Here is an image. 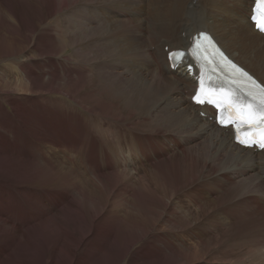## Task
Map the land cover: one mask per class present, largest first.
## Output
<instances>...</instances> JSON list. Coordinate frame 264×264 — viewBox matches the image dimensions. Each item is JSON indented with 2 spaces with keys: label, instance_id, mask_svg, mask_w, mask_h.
<instances>
[{
  "label": "bare ground",
  "instance_id": "6f19581e",
  "mask_svg": "<svg viewBox=\"0 0 264 264\" xmlns=\"http://www.w3.org/2000/svg\"><path fill=\"white\" fill-rule=\"evenodd\" d=\"M82 1L72 0L74 4ZM92 1L87 0L86 3ZM119 1H122L123 10L118 7L102 8V21L95 19L97 26H94V20L90 21L95 17L92 18L90 13L89 16H83L81 8L72 13L70 22L68 43L76 55L81 56L82 60L89 41V44L93 43L95 46L88 50H97L103 56L106 66L112 63L109 67H101L98 61V75L106 76L108 70H117L119 73V87L104 86L103 83L105 92L109 91L108 94L104 93L103 98L105 112L94 107V102H88L89 99L95 101L94 88L96 91L99 88L93 86L92 78L87 75L88 69L84 68L78 74L53 68L37 69L36 62L33 61L35 59H31L30 65H16L18 71L13 78L0 76V264H122L129 256L137 257L135 252L146 260V263L141 264H147L156 254L164 255L162 258H166V264H170L172 258L179 259L175 264H216L217 257H207L213 241L197 236L201 229L197 226L203 217H207L209 210L214 209L217 199L212 202L199 198L194 190L196 178L181 183L177 171L180 170L179 167L175 168V165L170 164L172 157H177L176 150L189 140L201 142L204 151L206 150L205 155L213 159L212 163L218 162L221 167L228 166L229 168L224 167V173L242 174L250 183V193L257 192L260 188L264 193V150L236 145L231 129L216 124L212 108L200 107L192 102L191 97L197 88V67H194L192 74L188 68L190 61L174 67L168 60L169 52L187 50L192 37L205 31L213 36L232 60L264 85V53L260 55L264 50V35L255 30L250 22L255 0H251L246 7L244 0H206V4L203 3L204 0H164V3L163 0H153L152 4L151 0H127L125 4L123 0ZM187 2L190 10L185 9ZM48 3H54V11L49 10L47 13L49 17L55 12L62 13L67 7L64 1L59 5L55 4V0H47L46 4ZM131 5L132 10L124 8ZM235 7L240 11H236V16L231 11ZM105 10L129 20H132L130 15L134 14V20L121 21L116 18L117 20L109 21ZM144 10H148L149 14L144 20L152 18L151 13L157 12L151 21H146L148 26L140 19L146 15ZM242 11H245V27L249 30L248 43L243 38L242 28L238 23L233 24L229 20L241 18ZM5 12L11 14L10 18L4 17L7 24H15L19 19L17 12L0 1V17ZM78 16L84 17L86 23L78 20ZM104 16H107V21L103 20ZM36 20L41 26L42 18L37 17ZM35 25L34 19H29L26 23L28 31H31L28 40H33V33L37 30ZM43 31H40L42 42L55 39L54 33L49 34L47 29ZM144 33L150 35L146 37ZM126 39L127 45L124 43ZM32 40L15 45L33 48L30 51L38 53L41 52L40 48L44 51L47 49V57H38L41 60L55 56V52L45 46L37 47V43L32 44ZM1 44L0 52L2 56H6L10 46H4L9 45L4 42ZM125 60L131 61L127 63ZM116 61L123 63V72L115 65ZM35 78L43 82V89L38 90ZM65 78L70 79L74 85L66 96L75 101L79 108L86 110L88 119L91 120V115H96L101 123H87L76 114L77 111H64L59 109L61 106L54 109L58 104L53 100H43L58 94ZM152 106L156 107L151 114ZM135 112L139 114L136 118L128 115ZM154 114H157V118H154ZM152 118L156 121L150 123ZM115 123L123 126L124 130L127 129V133L115 128ZM20 134L30 143V147L19 140ZM35 144H40L41 148H36L38 145ZM51 150L55 154L61 152L62 158L71 166L60 162L56 155L51 158L48 155ZM159 157L163 160L156 163ZM136 161L152 164L150 168L142 166L152 178H146L141 172L137 173L138 180L150 186L149 189L145 185L146 194L149 191L161 194L154 195L160 204L152 207L141 203L134 191L131 194V198L143 208V213L138 211L137 217L149 221L147 227V222L141 224L140 221L131 227L134 221L130 218L134 215L126 201L127 196H130L129 192L133 190L130 186L135 184H131L132 180L125 169L129 168L127 164ZM165 163L167 166L164 168ZM187 167L189 166L185 164L186 170ZM160 172L166 178L159 187H153L155 177ZM128 183L131 184L128 186L131 190L126 187ZM204 188L210 190L212 185L206 182ZM188 189L189 205L178 203L176 200L181 197L180 193ZM199 192L201 193L200 190ZM208 196L212 197L213 192H209ZM53 199H56L58 205L52 208L50 204ZM68 201L71 202L68 207H76L82 214L67 218L68 207L61 210L59 205ZM252 201L258 206H255L256 212L264 210V198L261 202H257L256 198ZM181 205L185 209L180 210ZM2 206L8 208L3 209ZM155 208H163V212L154 213ZM27 209L32 213H27ZM146 211L152 212L151 215ZM261 213L254 222L264 233V213ZM214 219L211 222L220 227L223 222L225 226H231L220 217L215 216ZM15 221L20 222V226ZM121 223L126 226L117 234L115 231ZM83 224L86 225L85 233H82L80 227ZM156 232L171 235L179 233L182 240L179 245L172 244L173 241L170 242L163 236H154L151 240V235ZM121 239L125 241L126 250L111 254L113 257L109 261L102 262L105 257L101 256L106 254L103 253L104 250L112 252ZM25 241L28 243L23 244ZM156 243H161L165 250ZM136 247L138 250L133 251ZM256 247L258 254L256 258H250L248 264H264V241L259 247L256 244Z\"/></svg>",
  "mask_w": 264,
  "mask_h": 264
},
{
  "label": "rangeland",
  "instance_id": "374dc122",
  "mask_svg": "<svg viewBox=\"0 0 264 264\" xmlns=\"http://www.w3.org/2000/svg\"><path fill=\"white\" fill-rule=\"evenodd\" d=\"M0 1L3 4L8 5L10 7V10H13L14 12H17L19 14L18 15L19 19L16 20L15 24H12V25L7 24L5 21V18H4L7 16H8V18H10V16H11L10 13L5 12L0 17V46H2V44H1L2 42L9 44V45H4V46H7V47L10 46L7 53H6V56H2V52H0V76L6 77V78H13L15 76V73L18 71L16 69V65H18L19 63H29L28 65H30V64H32V62L30 61L31 59H35L33 61L36 62L37 69H45V70H47V69L48 70L58 69L61 72H64L65 70H69L67 73H73V74H78L77 72H79V71L83 72L84 68H85L84 70L88 69V72L90 70H92L91 71L92 74L90 72L89 73L87 72V75H90V77L92 78L93 83H94L93 86L99 87V88L97 91L94 88V90H95V101L93 99H89L88 102H90L91 104L94 102V105H95V106L93 105L94 107H97L99 110L102 109L104 111V109H103L105 107V104H104L105 101L103 100L104 93L108 94L109 91L105 92L106 87H103V83L105 84L104 86L109 85V86H116V87L118 86L119 87L120 84L117 83V81L119 80V78H118L119 73L117 70L115 72H114V70H113V72L111 70L110 71L108 70L106 73V76H103L100 74L98 75V72L96 71V68H98L97 66L100 63H101L100 64L101 67H105L106 65H105L103 56H100L101 54L97 50L96 51H95V49L91 50V51L88 50L90 48H94L95 44H93V43L89 44V41H88V43H87L88 49L86 51H84L82 60H81V56L78 57L76 55V52L71 49L70 44L68 43L69 42V35H70V22H72L71 15L76 10H79L81 8V13L83 14V16L84 15H86V16L92 15L91 16L92 18L95 17L94 19H92L90 21L94 20V26H97L98 24H95V22H96L95 19L99 18V22L102 21V19L100 17V16H102V15H100V14H102L101 9L106 8V7L108 9L109 8L115 9L116 7H118V8H121L123 10V7L121 5L122 1L120 2L119 0H93L92 2L86 3L87 0H83L80 3L78 2V4H74L72 2V0H55V4H57V5H59L61 3V1H64L65 4H67V7H65V10L62 13H56L55 12V14H53L52 17L47 16V13L49 10L54 11L52 9L54 6V3L46 4L47 0H0ZM78 1H80V0H78ZM110 1H113V2H110ZM123 1H124L123 4L128 2L127 0L126 1L123 0ZM244 1H245L244 5L246 7V5L251 0H244ZM152 3H153V0H151V4ZM163 3H164V0H163ZM197 3H198V1H197ZM203 3L206 4V0H204ZM110 5L112 7H110ZM89 6H91V7H89ZM186 6L187 7H185V9L189 8L188 10H190V4L188 2H187ZM124 8H126L128 10H132L133 5L125 6ZM94 9H96V10H94ZM148 10L150 12L151 8L149 7ZM148 10H144L146 15L144 18H140V19L144 20L149 15V14H147ZM105 11H106L105 13L108 15L109 21H112V20L114 21L117 19L118 20L120 19L121 21H132V20H134V14L130 15V18L132 17V20H129V19H125L122 17H118L117 15H113V13H111L110 11L107 12L108 10H105ZM231 11H233L232 14L235 15L236 11H239V10L237 7H235V9H233ZM144 12H142V13L144 14ZM88 13H90V14L88 15ZM156 13L157 12L151 13L152 18L144 20V24H146V21H151V19H153L157 15ZM166 13L168 15L170 14L168 11ZM241 13H242V16H241L242 19L240 17L239 18L236 17V19L232 18L229 20L233 24L238 23L240 28H242L241 34H242L243 38H245V41L248 43L249 42V38H248L249 30L246 29V27H245L246 26L245 25V21H246L245 11H242ZM22 14H24L25 16ZM37 17H41L43 20L41 26H40V22H38L36 20ZM80 17L78 16V20H80L81 22H83L85 24L86 23L85 22L86 20H84L85 18L82 16H80ZM29 19H34L36 21V25L34 28H37V30H36V32L33 33V40L32 39L28 40V36H29V33L31 31H28V29L26 27V23ZM122 19H124V20H122ZM103 20L107 21V16H104ZM166 20H167V18H166ZM175 24H176V22H175ZM146 26H148V24H146ZM235 26H237V25H235ZM46 29L49 30V32H50L49 34H52V35H53V33L55 34L54 40L42 42V35L40 34V31L41 30L46 31ZM143 35L148 37V35H150V33H144ZM43 38L46 39V37H44V36H43ZM30 40H32V44L37 43V47L45 46V47L49 48L50 50L55 52V56L51 55L47 59L41 60L39 58L47 57V55L45 54L46 53L45 51H47V49H45V51H44L43 48H40L41 52L38 53L35 51H30V49H33V48L29 49L26 46L15 45V43L21 44V43L29 42ZM124 43H125V45L128 44L127 39L125 40ZM124 43L122 42V47H124ZM83 45H86V44H83ZM168 50H169V48L166 51L167 53H168ZM28 51H30L29 54H27ZM93 52H95L96 56ZM263 53H264V50H262L260 52V55H263ZM129 61H131V60H125V62H127V63H130ZM76 62H79L78 65H76ZM95 63H97V64H95ZM120 63L121 62L118 63L116 61L115 65L117 64V66L119 67L121 72H123V70H122L123 63L122 64H120ZM111 65H112V63H110L106 67H109ZM86 66H88V67H86ZM97 70H99V69H97ZM151 70H152V68H151ZM3 72H5V73H3ZM79 74H81V73H79ZM109 74L111 76H108ZM113 76H114V78H112ZM115 77H117L118 79ZM17 78L22 79L23 77L17 76ZM127 78H128V76H127ZM69 80L70 79L65 78L61 82L62 88H61V91L59 93H63L64 95L58 93V94L52 95V97L48 96V98H44L43 100H46V101L53 100L54 103L58 104V106L54 107V109L61 106V107H59V109H62L64 111H68V112H72L71 110L77 111L78 113H76V114H78L82 119H85L87 123H92V124L101 123L102 121L101 122L98 121V119L96 118V115H94L95 117L91 115L92 119L91 120L88 119V114L86 113V110L79 108L75 101L71 100L70 98H68L66 96L67 93L69 94V91H71V89L74 88V85H72V82ZM35 81L37 83L38 90L44 88L43 82H41L38 78H35ZM107 89H109V88H107ZM34 92H36V90ZM31 96L34 97V95H31ZM31 96L29 98H31ZM60 102H62V104ZM48 105L52 106L51 104H48ZM63 106L66 110L64 108H62ZM155 107L156 106H152V108L150 109L151 114H152V112L155 111ZM12 112L13 111L10 109V113H12ZM128 115L132 118H136L137 115L139 116V114L137 112H135L133 115H130V114H128ZM153 116H154V118H157L156 117L157 114H154ZM155 121L156 120L152 118L150 123L155 122ZM118 125L116 124V126H114V127L117 129L120 128V130L127 133V129L124 130L125 128L121 125H119V127H117ZM114 127H112V128H114ZM20 135L18 136L19 140H21L22 142L24 141L25 144L24 143L23 144L26 147H30V143L25 141L26 138H24V136H22V135L20 136ZM35 145H38V146H35L36 148H38V149L41 148L40 144H35ZM203 147L204 146L199 141L197 142V141L189 140V141H187V144H185V142H183L181 148L176 150L177 151V157H172V160H171L172 163H170L171 165H175V168L179 167L178 169H180V170H177V171H178V175L180 177L181 183L186 182L188 179H191V178L195 179L196 178V180H195L196 186H195L194 190H195V193L197 194V196H199V198L205 199L208 201L210 200L212 202L215 201V199H217V201H216L217 203L214 206V209L209 210L210 213L207 215V217H203L201 222L198 224L197 227L200 226L201 229L197 232V236L204 238L205 240H212L213 241V244L210 248L211 252L209 251L207 257L208 258H211L210 256L217 257L218 261L216 262V264H225V263L226 264H229V263H231V264H248V261H250V258H253V257L256 258V254H258L256 244L259 247V246H261V242L264 241V238H262L264 236L260 235V234L264 235V233L262 232V230H260V228L258 227V224H256L254 222V221L258 220V216H260L259 214L261 212L264 213V210L262 209V210H258V212H256L255 206L257 208H258V206H257V204L255 205V203H253L254 201H252L253 198H256L257 202H261L264 198V193H262L263 190H261V188H260L259 189L260 191L258 190L257 192H254V193L251 192L250 193V190H249L250 183L248 180H246L242 176V174L235 173V172L233 174H229V172L224 173L223 172L225 170L224 167H227V168H229V167L228 166L221 167V165L217 164L218 162L212 163L213 159H209V157H207L205 155L206 150L204 151ZM48 150H50V148H48ZM183 151H185V153ZM60 153L61 152H59L58 154H55L54 150H51L50 154H48V155L51 158L53 157V155L54 156L56 155V158L58 157V160L60 162H62L64 164L66 163V165L71 166L62 158ZM161 159H162V157H159L156 160V163L157 162L160 163ZM185 164H186V166H189V167H187L188 170H186V168H184ZM127 165L129 166V168H126L125 171L128 173V175H130V180H132L131 184H135L134 186H130L131 185L130 183H128V185H126V187L130 186L133 188L132 192H129L130 196H127V198H126L127 204L129 206H131L132 211H133V215H134V216H131L134 219L133 218H130V219L134 222L137 219V222H135V223L133 222V224H131L132 225L131 227L136 226V223L138 224V221H140L141 224H142V222H144V224H145V222H147V224H145L147 227L149 221H146L144 219L137 217V215L139 213L138 211L143 213V208L139 207L140 204L138 201H134L131 198V194L133 193V191L136 194H138L139 199H141V201H142L141 203L145 204L146 206L152 207V206H155L156 204H160V203H158L157 199H155L154 195L159 196L161 194H158L155 192L151 193V191H149L146 194V191H145L146 186H148V188L150 189L149 184L146 182H142V181L138 180V178H139V175L137 174L138 172H141V174L143 173V175H145L146 178L148 176H149L148 178H152V176L150 175L149 172H145V169L150 168V166L152 164H150L148 162H144L143 164H141L138 161H136V162H130ZM142 166L146 167V168H143ZM166 166H167V163H165L164 168ZM82 168L84 170V166ZM141 168H143V169H141ZM121 170H124V169H121ZM128 170H129V172L130 171L131 172L129 173ZM84 172L86 175L89 176L87 171H84ZM222 172H223V174H222ZM164 178H166L165 174L163 177L162 172L157 173V175L155 177L154 184L152 186L153 187H159L158 185L161 184V181H163ZM242 179L246 180V182L244 181L245 182L244 183ZM48 180H50V176H48ZM206 182H208V183H210V185H212V188H210V190L208 188H206V190H205L204 186H205ZM186 184L189 185V183H186ZM130 187H128L127 189L131 190L132 188H130ZM199 190L201 191V193L199 192ZM188 192H189V189L185 192L184 191L181 192L180 193L181 197L176 201L180 204L185 203L186 205H189V202L187 201ZM209 192H213L212 197L208 196ZM70 203H71L70 201L60 203L59 209L64 210L66 207H68V205ZM120 204H121V202L118 204V206H120ZM50 205H52V208H53V206L57 207L58 204H57L56 199H53V201H51ZM197 205H199V202L197 203ZM181 207L182 208H180V210L185 209V207H183L182 205H181ZM2 208L7 209L8 207L2 206ZM141 209H142V211H141ZM27 210H26L27 213L28 212H29V214L32 213V211L30 209H27ZM153 212L160 214L163 212V208H155L153 210ZM147 213L149 215H151L152 212L149 211ZM255 213H257V215ZM263 213H261V215ZM77 214H82L81 212L78 211V208L73 207V206L68 207L67 212H66L67 218L73 217L74 215H77ZM215 216L220 217L224 221L230 223L231 226H229V227L225 226L224 225L225 222H223L221 224L222 227H220L219 224L212 223L211 220H215L214 219ZM14 223L16 225L20 226V222L17 223L15 221ZM125 226H126L125 224L121 223L119 225V228L115 232L117 234H119L120 231L125 228ZM80 227H81L82 233H85L86 225L83 224V226H80ZM224 227H225V229H224ZM257 227L259 230L257 229ZM128 231L130 233H132V231L130 229ZM165 235H167V236H165ZM154 236L159 237V238H161V236H163L164 238L167 237L166 239L170 242L173 241L171 243L175 244V245H179L178 244L179 241L182 240L179 233L171 235L169 233H163L162 234L161 232L160 233L156 232L155 235H151V237H150L151 240H153V238H155ZM195 238L196 237H194V239H193L194 241H195ZM259 239H260V241H258ZM204 242L206 243V241H204ZM27 243H28V241H25L23 244H27ZM156 244L162 250H165V247L161 243H156ZM126 248L127 247H126L125 241L123 239H121V241L117 242V245H116L115 249L112 250V252L106 251V249L104 250L103 253H106V254H104L101 257H105L106 259L102 258V260H103L102 262L109 261V258L113 257V256H111V254L115 255L118 252L126 250ZM137 248L138 247H136L133 251L138 250ZM135 253L137 254V257H135V255L133 256V258H132V256H129V257H127V259L122 264L146 263L145 262L146 260H143L144 258H142L141 255H138L137 252H135ZM107 254H109V255H107ZM163 256L164 255H161V254L157 255L156 254L154 257L151 258V260L149 261L150 263L148 262L147 264H166V258H162ZM155 257L157 259H155ZM153 259L156 260V262ZM178 260L179 259L172 258V259H170V261H171L170 264H175ZM8 264H11V262H8ZM106 264H110V262H107ZM203 264H207V262H205Z\"/></svg>",
  "mask_w": 264,
  "mask_h": 264
},
{
  "label": "snow or ice",
  "instance_id": "6c2138e0",
  "mask_svg": "<svg viewBox=\"0 0 264 264\" xmlns=\"http://www.w3.org/2000/svg\"><path fill=\"white\" fill-rule=\"evenodd\" d=\"M258 3H264V0H257ZM262 31H264V29H261ZM197 103H200V101H196ZM261 105L262 107H264V100L261 101ZM261 148H264V144L260 145Z\"/></svg>",
  "mask_w": 264,
  "mask_h": 264
}]
</instances>
